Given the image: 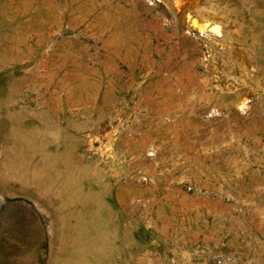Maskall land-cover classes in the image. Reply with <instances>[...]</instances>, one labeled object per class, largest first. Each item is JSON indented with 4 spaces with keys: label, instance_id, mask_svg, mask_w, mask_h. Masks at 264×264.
Instances as JSON below:
<instances>
[{
    "label": "rangeland",
    "instance_id": "obj_1",
    "mask_svg": "<svg viewBox=\"0 0 264 264\" xmlns=\"http://www.w3.org/2000/svg\"><path fill=\"white\" fill-rule=\"evenodd\" d=\"M0 264H264V0H0Z\"/></svg>",
    "mask_w": 264,
    "mask_h": 264
},
{
    "label": "bare ground",
    "instance_id": "obj_2",
    "mask_svg": "<svg viewBox=\"0 0 264 264\" xmlns=\"http://www.w3.org/2000/svg\"><path fill=\"white\" fill-rule=\"evenodd\" d=\"M79 236V235H78Z\"/></svg>",
    "mask_w": 264,
    "mask_h": 264
}]
</instances>
